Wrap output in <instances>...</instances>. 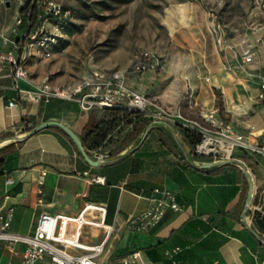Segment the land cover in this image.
<instances>
[{"label": "crops", "instance_id": "1", "mask_svg": "<svg viewBox=\"0 0 264 264\" xmlns=\"http://www.w3.org/2000/svg\"><path fill=\"white\" fill-rule=\"evenodd\" d=\"M26 1L3 0L0 51L9 47L4 36L16 40L25 29L24 23L15 32L11 27ZM8 11L15 13L12 20L13 13L6 16ZM261 16L262 9L259 15L251 14L253 20ZM185 20L172 27V43L185 48L187 54L166 68L159 59L157 67L143 70L137 88L130 82L133 71H128L126 83L171 113L192 118L217 108L221 119L230 122L248 142L257 144L264 136V102L254 99L264 79V23L247 36V41L242 33L222 42L214 33V22L201 7L187 6ZM256 38L261 40L256 43ZM248 51L253 52V59L245 62L242 56ZM42 53L35 44L23 50L26 78L11 75L7 65L0 68V148L8 147L2 154L0 197L4 190L9 191L3 205L14 208L12 231L30 232L41 211L74 216L86 202H92L105 206L104 222L111 226L97 256L98 264H114L135 250L141 253L138 263L256 264L264 259V163L260 154L239 150L234 158L224 160L197 153L187 143L181 125L144 116L148 124L135 142L128 141L132 123L128 124L131 128L120 150L103 153L83 143L99 162L90 164L59 126L49 124L29 133L43 122L57 121L82 141L90 115L97 120L105 116L101 108L83 110L74 99L34 100L46 77L53 85L68 84L53 74L57 67L49 59L51 54L45 57ZM238 53L242 67L230 64ZM9 100L14 104L9 105ZM234 160H241L250 176ZM216 161L219 163L210 164ZM41 175L43 182L39 184ZM6 177L13 182L6 184ZM94 177H103V182L93 181ZM154 188L173 191L179 209L166 208L152 226H129L127 218L146 211L157 197ZM39 190L42 204L36 202ZM73 228L70 223L68 229ZM105 234L103 227L86 224L79 238L91 245L101 242ZM0 246V264H22L21 245L16 244L15 251L3 241ZM65 249L73 254L84 251ZM47 262L45 256L42 264Z\"/></svg>", "mask_w": 264, "mask_h": 264}, {"label": "built area", "instance_id": "2", "mask_svg": "<svg viewBox=\"0 0 264 264\" xmlns=\"http://www.w3.org/2000/svg\"><path fill=\"white\" fill-rule=\"evenodd\" d=\"M27 5L30 8L25 18L18 15L11 27V30L15 32L25 20V29L16 40L4 36V42L9 43V47L0 51V68L7 65L11 75L22 78H26L28 75L22 57L23 50L27 46L35 44L43 50V56H50L51 46L63 36L66 24L72 16L71 9L60 0H27L21 3L20 8ZM262 7H264V3L262 6H255L251 11L252 16L259 15ZM32 10H34L33 17ZM260 40V38H256L254 42L257 43ZM242 59L245 62H250L253 59V52H245ZM158 65L159 56L151 50H145L141 54V59L133 63L132 67L135 71H143ZM51 97L74 99L83 110L117 108L139 111L143 116L155 120L175 122L182 128L200 135V141L193 148L197 153L229 160L234 158V149L237 148L260 154L262 163H264V136L257 144H251L242 134L234 130L230 122L218 116L217 108L204 112L201 120L185 116L180 112L171 113L157 100L131 88L126 83L125 71L104 70L95 66L80 80L64 85H53L46 77L34 93L33 98L36 101H48ZM254 99L256 102H264V79L261 80L259 92ZM13 104V100H9V105ZM238 161L241 162V160ZM92 180L103 182V177H94ZM12 182L11 177L5 178L6 184ZM42 182L41 175L38 183L42 184ZM153 191L157 197L153 199L146 211L127 218L129 226H152L163 217L166 208L179 209L173 191L165 188H154ZM39 193L36 202L42 204L41 190ZM8 197L9 191L4 190L0 197V241L5 242L11 251H15L16 244L23 247L22 264H42L45 256H48L46 264H98L97 256L103 251L105 240L111 231V226L104 222L105 206L86 202L74 216L60 212L41 211L30 232L18 233L11 230L13 206L3 205L4 200ZM92 212H97V215H91ZM70 223L74 224L73 230L68 229ZM86 224L103 227L106 230L104 239L97 244L82 243L79 238L80 229ZM65 247L84 251L73 254L68 252ZM140 255V251L135 250L114 264H158L156 262L138 263L137 259L140 258ZM256 264H264V259Z\"/></svg>", "mask_w": 264, "mask_h": 264}, {"label": "rangeland", "instance_id": "3", "mask_svg": "<svg viewBox=\"0 0 264 264\" xmlns=\"http://www.w3.org/2000/svg\"><path fill=\"white\" fill-rule=\"evenodd\" d=\"M60 1L71 9L72 16L63 36L52 46L49 59L57 67L53 74L64 78L67 83L79 80L92 67L98 66L104 70L125 71L126 75L128 71H133L130 82L137 88L142 81L143 71L133 70L132 64L141 59L143 51L155 52L165 68L169 62L186 55L185 48L172 43V27L186 23L185 12L183 15L180 9L182 5L185 8L201 7L208 19L214 22V33L217 37H222V42L242 33H245L247 41V36L264 23V16L256 20L251 17L253 8L262 6L264 0ZM2 3L3 0H0V6H3ZM10 15L12 17L9 20H12L15 13L8 11L6 16ZM244 50L242 48V53ZM232 63L239 67L244 65L239 53L237 59L230 62L231 65ZM187 87L194 88L188 84ZM202 115L203 113L192 118L201 120ZM125 119L127 118L123 119L121 116L111 118L102 115L104 136L94 148L103 153L120 150L124 145L123 139L131 128ZM187 143L192 149L195 147L188 139ZM238 151L235 148L234 154Z\"/></svg>", "mask_w": 264, "mask_h": 264}, {"label": "trees", "instance_id": "4", "mask_svg": "<svg viewBox=\"0 0 264 264\" xmlns=\"http://www.w3.org/2000/svg\"><path fill=\"white\" fill-rule=\"evenodd\" d=\"M29 5L20 8L19 15L25 18V15L29 9ZM32 17L34 16V10L31 11ZM25 24V20L23 21ZM104 111L105 116L114 118V116H121L125 119L126 123H132V130L128 134L127 138L129 142H135L138 139L140 133L145 129L148 124L146 118H144L143 114L139 111H128L117 108H101ZM104 120H97L95 117L91 116L88 119V122L84 128V137L82 138V143L86 145L88 148L96 147L98 140L104 136L102 134V124ZM108 123V120L105 122ZM110 124V122H109ZM140 124L139 126H137ZM184 136L186 139L193 143L194 145L200 141V135L190 131L189 129L182 128ZM101 136V137H100ZM7 146L0 148V174L3 173V153L7 150Z\"/></svg>", "mask_w": 264, "mask_h": 264}, {"label": "water", "instance_id": "5", "mask_svg": "<svg viewBox=\"0 0 264 264\" xmlns=\"http://www.w3.org/2000/svg\"><path fill=\"white\" fill-rule=\"evenodd\" d=\"M6 4L8 5V2H6ZM49 124H55V125L59 126L62 130H64V132L72 139V141L78 147V149L80 150L81 154L84 156V158L87 160L88 163L93 164V165H96V164L99 163L98 160L92 158L87 153V151L85 150V148L83 146V143H82L80 137L71 128L65 126L64 124H62L60 122H57V121L43 122V123L35 126L29 133H34V132L44 128L45 126H47ZM216 163H219V161L212 162L210 164H216ZM234 163H236L248 176H250V172L248 171V168H246L242 162H240L238 160H234ZM250 192L252 193V190ZM244 218H245V213H244Z\"/></svg>", "mask_w": 264, "mask_h": 264}, {"label": "bare ground", "instance_id": "6", "mask_svg": "<svg viewBox=\"0 0 264 264\" xmlns=\"http://www.w3.org/2000/svg\"><path fill=\"white\" fill-rule=\"evenodd\" d=\"M180 9H181V12H183V15H184V12H185V6L182 5V7H181ZM184 78H187V76H185Z\"/></svg>", "mask_w": 264, "mask_h": 264}]
</instances>
